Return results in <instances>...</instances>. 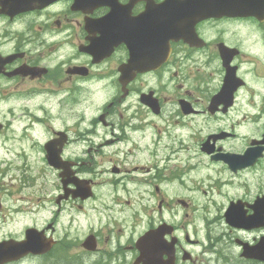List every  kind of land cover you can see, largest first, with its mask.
Returning a JSON list of instances; mask_svg holds the SVG:
<instances>
[{
    "label": "flooded vegetation",
    "instance_id": "1",
    "mask_svg": "<svg viewBox=\"0 0 264 264\" xmlns=\"http://www.w3.org/2000/svg\"><path fill=\"white\" fill-rule=\"evenodd\" d=\"M9 1L0 0V55L12 56L0 73V112L20 111L17 120L24 124L21 140H29L32 155L46 163L41 170L44 173L40 184H49L48 204L56 210H51V219L40 213V218L46 219L45 226L40 227L47 230L49 238L54 236L55 222L65 207L78 208V212H82L83 206L97 198L95 178L111 179L106 188L108 203L103 208L109 210L106 218L91 225L84 239L72 245L66 236L51 238L48 264L54 263L53 257L58 253H64L61 258L68 264H134V240L140 234L134 238V232L128 233L120 219L118 222L123 230L116 229V219L111 213L113 206H120L117 213L122 214L125 204H129V201L118 200L117 190L126 193L135 190L147 193L149 198L151 188L152 194L180 188L185 183L182 178L194 176L202 156L209 162L215 179L202 182L201 186L212 194L225 193L226 200L218 203L219 210L235 200L250 203L261 194L260 178L254 173L260 171L262 158L253 166L233 171L230 167H235L220 157L223 154L243 155L247 147L253 145V140L263 134L264 94H261L263 100L259 108L254 100L250 101L249 113L237 103V97L243 88H248L247 76L253 83H263L260 86L264 93V23L252 17L203 20L195 25L198 36L204 41L201 46H191L182 40L171 42L169 56L159 68L136 73L123 85L120 67L130 58L124 44L94 59L83 49L91 38L98 37L95 30L86 26V20L103 16L107 7H96L85 16L71 10V0H55L42 7L34 6L35 2L9 4ZM144 6V2H138L132 13L141 12ZM230 24L256 26L258 41L248 47V55L240 42L226 36V26ZM220 43L235 51L222 59L218 50ZM226 75L233 76L234 83L243 80L229 105L223 98L214 99ZM90 87L96 92L92 128L85 122L87 99L89 103L91 94L87 88ZM247 93L251 98L256 95L253 89H248ZM146 95L154 105L143 102ZM12 100L14 107L9 104ZM52 111L55 112L53 116ZM248 125L256 127L257 135L246 137ZM4 126L3 122L2 130ZM24 149L21 146L25 158H20L27 161L29 154H25ZM54 158L59 160L57 168L47 165L48 159ZM247 176L253 177L252 190L246 185L244 178ZM21 179H17L19 183ZM84 180L94 189L92 198H74L72 191H76V185L73 182L82 184ZM2 184L6 185L3 179ZM2 192L5 190H0V197ZM29 200L36 204V198ZM162 203L160 198L157 201L160 212ZM218 219L222 221L221 213ZM164 222V218L156 221L152 218L144 231ZM38 223L36 220L32 224ZM173 227L177 238L174 264H201L202 255L191 252L183 258L187 248L178 234V226ZM233 232L238 234L236 230ZM240 236L249 238L250 243L255 241V237L250 238L244 232ZM22 237L14 233L0 236L2 240ZM88 237L94 247L92 250L84 247ZM183 240L189 245L199 243L187 239L186 233ZM230 249L234 255L237 253L236 246ZM69 252L76 254L77 260L72 259ZM214 252L215 260L221 261V247L214 248ZM232 260L236 261L237 257L233 256ZM242 262L259 264L253 260Z\"/></svg>",
    "mask_w": 264,
    "mask_h": 264
},
{
    "label": "rangeland",
    "instance_id": "2",
    "mask_svg": "<svg viewBox=\"0 0 264 264\" xmlns=\"http://www.w3.org/2000/svg\"><path fill=\"white\" fill-rule=\"evenodd\" d=\"M227 28L229 29L227 32V35L230 37V39L232 41H238V43L241 41H246V42H251L253 40H255V29L254 27H240L237 25H227ZM9 104H15L14 100L10 101ZM13 106V105H11ZM14 107V106H13ZM94 107V106H93ZM92 107V108H93ZM89 107H86V117L88 119H90L93 115V111L92 108H89L90 111L87 109ZM54 114L55 112L52 111ZM20 113V111L18 109H14L13 111V120L12 116H7L8 118H10L9 121H12V123H10V128L14 130V132L19 133V127L21 126L17 119L15 117H17ZM2 116L4 117L5 115L2 114ZM251 132H254L251 131ZM4 134L6 135V137L3 138ZM248 135V134H247ZM10 140H13L12 138V134L10 133V131H8L7 129H5L1 134H0V141H5L6 145L10 144ZM19 141V145L23 144V146H28L29 144H26L25 142H21V140ZM14 145V144H12ZM203 162H206L205 160H203ZM39 168L36 166V163L33 165L32 168V172L36 175V183L38 182V180L40 179V174H39ZM16 173H18V171L16 170ZM209 172L206 170V166L203 164L199 169H198V173L196 175L194 179V181H198L201 178L205 177ZM212 177H214L215 175L213 173H211ZM255 177L256 178H261L260 182H261V190L264 193V160L262 161V165L260 166V171L255 173ZM7 181V185H9V188H12V182L15 181L14 177H10L9 180L7 178H5ZM253 180V178H251ZM10 181V183H9ZM208 182V181H207ZM6 185V186H7ZM194 186L193 183L190 184V186L186 189H175V191H166L164 193H160V198H163L164 204H168L171 203L170 206L166 207V210H162V215L157 212V204L156 202L160 199H158V194L153 195V197L149 200V202H146L145 200H143V198H140V194L138 192H136L135 190H129L128 193L125 192H121V201H130V205H126L125 207V212L122 213V216L124 217H130L132 216L133 218V225L130 227V230L135 232L134 236H136L138 233H140V231L143 229L144 225L148 224V216L147 213H149V216H153L154 218L157 217H164L166 220L168 221H172L174 224H176L178 227V234L180 235V237H182V243L184 245L185 248H187V251H191L192 253H196L198 255H206L208 253H210L214 248H218V247H228L235 239L236 237H240V234H236L233 231H228L227 225H225L223 223V221L220 222V220L218 219V215L220 213H222V210L220 209H215V206H213L214 202L213 201V197H214V193H210L208 190L205 189H200L197 191V194H195L192 190H190V188H192ZM249 187L252 190V184L249 185ZM257 190V188H256ZM47 188L46 186L42 188V193L43 192H47ZM118 192H120V190L118 189ZM151 193H153L154 191L151 188ZM17 195L20 194H24L22 197H27V195L30 197V190L27 193L26 189H19L17 192ZM36 196H40V192H37L35 194ZM146 196V195H145ZM179 198L184 200L185 202L190 203V205H187L186 207H184L183 205H179V203L177 201H175V198ZM13 196L10 195V199L13 200ZM108 195H107V191L106 189H100L97 195V200L94 203V205L96 206V203H105L108 202ZM173 199V200H172ZM226 199H224L223 203L225 202ZM22 203H26L25 200H20ZM142 201L144 203V214L141 217L140 215L137 214V211H135L136 209L139 208V205H142ZM29 199H27V204H24L22 207L24 209L25 212H28L27 209L28 207H30V203ZM198 204L199 210L197 212H194V208L195 205ZM29 205V206H28ZM34 205V204H33ZM42 207L38 204L34 205V209L36 210L35 213V217H33V219H39L40 218V213L37 211L39 210V208ZM168 211V212H167ZM38 212V213H37ZM6 214V212H4ZM174 214V217L173 215ZM20 215V214H19ZM73 215L75 216L76 219H74L73 223L70 224V220L72 215L70 214H65L59 221V223L63 224L64 230L66 231V233L68 234V238L71 239L70 245L76 243V241L80 238H82L84 232L86 231V227L84 226V222H88L90 219H97L98 214L91 212L87 217L83 218L81 215H77L73 212ZM43 216L46 217L47 214L46 212L43 213ZM6 217L8 218V215H6ZM147 218V219H146ZM45 219L39 220L40 222H44ZM34 220H30L28 222L25 223H31ZM23 222V220H22ZM21 225L24 226L25 223H22ZM36 222V221H35ZM12 231V230H11ZM264 233V231H262ZM184 233H187L189 239L192 240H198L202 245L198 246V248H195V250H192L195 246L197 245H189L186 243V241L183 240V236ZM254 235H250V238H252ZM74 239V240H72ZM230 239V240H229ZM210 242L212 243V245L210 246ZM229 243V244H228ZM213 247V249H212ZM215 254V252L213 253ZM226 254L228 256L230 255V252L227 250ZM212 255L209 256L206 255L205 258H209ZM210 260L206 261V263H209ZM203 264V262H202Z\"/></svg>",
    "mask_w": 264,
    "mask_h": 264
},
{
    "label": "water",
    "instance_id": "3",
    "mask_svg": "<svg viewBox=\"0 0 264 264\" xmlns=\"http://www.w3.org/2000/svg\"><path fill=\"white\" fill-rule=\"evenodd\" d=\"M166 3H168V4H170L171 5V8L173 9L171 12L167 9V12H166V17H167V19L168 18H170V17H172V20L174 21V18H179V17H181V16H185V15H188L189 13H190V6L189 5H186V6H181V7H178V8H174V7H176V6H178V5H184V4H189V3H184V2H175V1H167ZM235 7L236 6H238V3H235V4H233ZM228 8H230V6H228ZM194 15V13H192L191 14V16H193ZM140 20V23L139 24H144V25H146L145 23H147L145 20H142V19H139ZM138 20V21H139ZM163 25V24H162ZM171 25H173V22L171 23ZM160 47V46H159ZM161 48V47H160ZM145 62H148L147 60H144ZM142 65H144V64H139V66H142ZM142 69V68H141ZM262 200L261 201H258V205L256 206V209L260 206V205H262ZM256 218V216H253V219H255ZM253 224H255V222L254 221H251ZM230 223L231 224H234V222L233 221H230ZM37 240H38V238H37ZM40 243V242H39ZM39 243L38 244H31V248H33V247H36V246H38L39 245ZM23 247H25V248H29L28 247V242L27 243H24V246Z\"/></svg>",
    "mask_w": 264,
    "mask_h": 264
}]
</instances>
